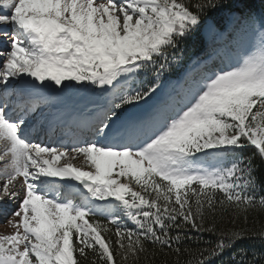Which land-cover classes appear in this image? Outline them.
I'll use <instances>...</instances> for the list:
<instances>
[{
  "label": "snow or ice",
  "instance_id": "1",
  "mask_svg": "<svg viewBox=\"0 0 264 264\" xmlns=\"http://www.w3.org/2000/svg\"><path fill=\"white\" fill-rule=\"evenodd\" d=\"M229 28L259 32V48L230 68H208L182 99L127 115L156 95L190 39ZM0 44V202L19 199L13 232L0 235V264H153L157 254L188 252L190 230L215 232L218 217L247 220L257 207L264 10L243 0H0ZM141 73L151 82L132 88ZM89 88L106 102L61 129L70 142L54 146L43 110ZM245 149L253 157L237 155ZM243 235L222 234L196 264H225Z\"/></svg>",
  "mask_w": 264,
  "mask_h": 264
},
{
  "label": "trees",
  "instance_id": "2",
  "mask_svg": "<svg viewBox=\"0 0 264 264\" xmlns=\"http://www.w3.org/2000/svg\"><path fill=\"white\" fill-rule=\"evenodd\" d=\"M249 10L259 13L264 10V0H243ZM240 11L244 12V9ZM260 45V34L251 31H233L229 28L223 35H212L207 30L201 31L183 45V58L179 63L173 65L170 72H166L160 79V87L156 95L148 101L149 107L157 106L163 108L174 101L182 99L191 88L194 81L208 74V68H226L230 62L237 63L245 54H251ZM152 77H145L142 73L133 77L128 83L134 89L146 86ZM158 102H157V99ZM156 99V100H155ZM143 102H141L142 104ZM144 104V103H143ZM146 105V104H145ZM242 158H251L253 153L250 149L238 152ZM214 163V162H209ZM253 166L261 168L258 159H253ZM253 194L256 197L257 207L247 213V220L243 214L234 217L231 212L216 219L215 232L189 231L188 235L194 237L192 240H185L182 248L189 249L177 257L169 251L167 256L157 254L151 257L153 264H160L167 261L168 264H196V261L203 258L201 253L205 249H213L222 238L227 239L234 231H243L242 238L237 239L231 250H226L228 255H223V262H226L234 255L238 264L243 260L244 264H251V261L264 257V208L259 206V199L264 197V185L258 187ZM235 219V223H233ZM205 227H211V220H207ZM175 234V232H173ZM151 247V246H149ZM167 251V250H166ZM206 254V253H205ZM216 264H222L217 260Z\"/></svg>",
  "mask_w": 264,
  "mask_h": 264
},
{
  "label": "rangeland",
  "instance_id": "3",
  "mask_svg": "<svg viewBox=\"0 0 264 264\" xmlns=\"http://www.w3.org/2000/svg\"><path fill=\"white\" fill-rule=\"evenodd\" d=\"M3 45L0 44V47H2ZM96 90H84L86 91V93H88V97L87 99H85V101H80L81 99H83V96L81 95V93H79L77 95V90H71L67 93H71L72 95H66V96H62V97H66L69 99V101L71 102V104H68L67 102L64 101V98H59L58 100H54L53 101V107L44 109V116L47 118V120L49 121L51 127L53 129H55V135H51L50 136V140L55 142L54 146L59 147V141L63 138V141L65 144H68L69 141V137L64 135V132L67 131H71V129L69 128H63L62 123L63 121H75L77 119L82 118L83 116H86L88 111L93 109L96 106L93 105H97V104H92V98L94 97V95L97 93H95L94 91ZM75 92V93H74ZM75 97V99H72V97ZM99 100H97L98 102ZM106 101H104L102 104H104ZM148 107H146L147 110ZM135 113L138 115L137 110H135ZM133 115V114H131ZM39 118V113L37 114V117H34V119ZM33 121L30 120L29 123H32ZM61 128H63L64 132L59 131ZM35 139V138H34ZM40 141H43L45 143L49 142V138H46L44 136L39 137ZM0 149H2V146H0ZM7 160V158H5V161ZM83 158H79L76 161H74V163L76 165H80L82 163ZM5 161H0V170L3 169L4 167V163ZM3 180L0 179V191H2V185H3ZM19 204V199H8L5 198L4 201L0 202V235H6V234H11L13 232V227L12 225H10L8 223L9 219H17L11 216V214L14 212V210L17 208Z\"/></svg>",
  "mask_w": 264,
  "mask_h": 264
}]
</instances>
